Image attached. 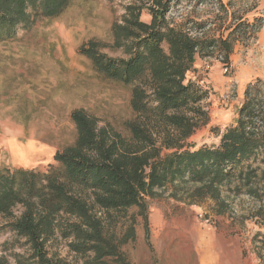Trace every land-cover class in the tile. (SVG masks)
Masks as SVG:
<instances>
[{"label": "trees", "instance_id": "1", "mask_svg": "<svg viewBox=\"0 0 264 264\" xmlns=\"http://www.w3.org/2000/svg\"><path fill=\"white\" fill-rule=\"evenodd\" d=\"M71 1L0 0V42L41 17H59ZM120 1L125 13L112 26L111 47L125 56L104 53L96 39L80 53L102 77L130 88L129 136L76 108L75 141L46 170L0 165V215L30 246L34 264H128L120 244L134 228L123 239L113 228L132 207L145 215L146 200L169 188L189 203L213 199L220 212L227 206L223 190L231 188L260 200L264 215V79L247 84L237 117L216 131V144L188 142L209 122L203 103L210 91L203 78L190 76L196 59L218 58L231 67L235 44H252L264 26V17L248 16L257 4L245 9L243 0H197L194 8L210 6L201 19L194 8L186 11L184 0ZM57 234L80 261L48 256L46 245ZM258 238L261 255L264 233Z\"/></svg>", "mask_w": 264, "mask_h": 264}, {"label": "rangeland", "instance_id": "2", "mask_svg": "<svg viewBox=\"0 0 264 264\" xmlns=\"http://www.w3.org/2000/svg\"><path fill=\"white\" fill-rule=\"evenodd\" d=\"M195 1L184 0L182 5L189 12ZM243 2L245 9L257 4L248 16L264 17L259 0ZM124 4L120 0H72L59 17H41L29 30L21 28L14 39L0 42V165L46 170L54 154L75 141L71 112L76 108L95 116L100 125L129 136L126 122L134 117L130 88L102 77L80 53L83 44L96 39L104 53L125 56L121 49L111 47V29L122 19ZM194 9L193 14L204 19L210 6L201 4ZM142 19L148 21L150 15L144 11ZM241 44L240 64L249 63L251 74L239 69L236 73L232 65L225 72L215 58H207L190 74L203 78L210 91L203 103L209 122L190 137L191 145L216 144V131L237 117L240 84L249 75L254 77L251 81L264 79V51L246 55L258 45V38L248 46ZM217 64L225 78L222 84L211 80ZM20 146L33 152L31 162H20ZM171 193L169 188L148 198L145 215L132 207L118 219L112 230L118 239L134 228V236L120 244L128 264H264V252L258 254L260 244L255 242L264 233L260 200L225 188L227 206L220 212L213 199L196 204ZM6 221L0 215V264H34L30 246L5 226ZM46 252L49 257L80 261L59 234L47 243ZM111 262L120 264L115 259Z\"/></svg>", "mask_w": 264, "mask_h": 264}, {"label": "crops", "instance_id": "3", "mask_svg": "<svg viewBox=\"0 0 264 264\" xmlns=\"http://www.w3.org/2000/svg\"><path fill=\"white\" fill-rule=\"evenodd\" d=\"M223 1L227 2L228 0H223ZM259 4H260L261 8L264 7V0H259ZM249 18L252 20L254 17L252 18L249 16ZM255 49H253L251 51H249V50L246 51V55L252 53L253 51H257V52H260L261 50L264 51V26L261 28V30L258 33V45H256ZM242 51H244L243 45L240 42H237L234 46V50H233L232 54L230 55L232 68L234 70H236V73H237V69H239L241 71L245 70L246 74H251V72H252L251 68L252 67L249 66V63L246 65L240 64V60L242 57ZM205 61H206V58L197 57L195 66L200 67V66H202V64L205 63ZM211 73H212L211 80L214 81L215 84H219V83L222 84L223 82H225V80H224L225 78L224 79L222 78V70L218 64L214 65ZM249 76H250L249 78L246 77L245 83L240 84L239 95H238L237 99H239V98L243 99L244 91H245L247 84L254 78L253 75H249ZM216 86H218V85H216Z\"/></svg>", "mask_w": 264, "mask_h": 264}, {"label": "bare ground", "instance_id": "4", "mask_svg": "<svg viewBox=\"0 0 264 264\" xmlns=\"http://www.w3.org/2000/svg\"><path fill=\"white\" fill-rule=\"evenodd\" d=\"M19 151V160L22 163H28L32 161V154L33 152L29 150L26 146H20L18 148Z\"/></svg>", "mask_w": 264, "mask_h": 264}, {"label": "built area", "instance_id": "5", "mask_svg": "<svg viewBox=\"0 0 264 264\" xmlns=\"http://www.w3.org/2000/svg\"><path fill=\"white\" fill-rule=\"evenodd\" d=\"M255 41H256V40H255ZM255 41H254V42H255ZM210 59H211V58H210ZM215 59L218 60V61H220L218 58H215ZM223 66H224V71L227 72V71L229 70V66H225V65H223ZM209 68H210V64H207V65H206V69H209ZM203 82H204V80H201V83L204 85Z\"/></svg>", "mask_w": 264, "mask_h": 264}]
</instances>
